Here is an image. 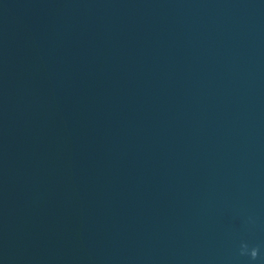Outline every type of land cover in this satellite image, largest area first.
Masks as SVG:
<instances>
[{
	"label": "water",
	"instance_id": "95a60500",
	"mask_svg": "<svg viewBox=\"0 0 264 264\" xmlns=\"http://www.w3.org/2000/svg\"><path fill=\"white\" fill-rule=\"evenodd\" d=\"M0 264H264V0H0Z\"/></svg>",
	"mask_w": 264,
	"mask_h": 264
}]
</instances>
